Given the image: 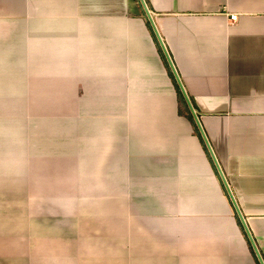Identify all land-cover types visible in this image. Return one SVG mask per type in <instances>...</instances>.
<instances>
[{
    "label": "crops",
    "instance_id": "crops-1",
    "mask_svg": "<svg viewBox=\"0 0 264 264\" xmlns=\"http://www.w3.org/2000/svg\"><path fill=\"white\" fill-rule=\"evenodd\" d=\"M0 264H264V0H0Z\"/></svg>",
    "mask_w": 264,
    "mask_h": 264
},
{
    "label": "trees",
    "instance_id": "trees-1",
    "mask_svg": "<svg viewBox=\"0 0 264 264\" xmlns=\"http://www.w3.org/2000/svg\"><path fill=\"white\" fill-rule=\"evenodd\" d=\"M159 55H160L162 62L164 63V65L166 67L168 76L170 77V79L174 85L175 91H176L177 112L179 115L184 116L186 119H188L190 121L194 134L198 137L200 142L203 144L201 133L198 132L195 120L193 118L194 117L193 113H192L193 110H191V108H189V105L185 99V96H184L183 92L181 91V89L179 88V85L177 84L176 79L173 75V71L171 70L168 63L166 62V59H165L164 54H163L161 49H159Z\"/></svg>",
    "mask_w": 264,
    "mask_h": 264
},
{
    "label": "rangeland",
    "instance_id": "rangeland-1",
    "mask_svg": "<svg viewBox=\"0 0 264 264\" xmlns=\"http://www.w3.org/2000/svg\"><path fill=\"white\" fill-rule=\"evenodd\" d=\"M169 67H170V65H169ZM172 71H173V75H174V77H175V79H176V82H177V84L179 85V88L181 89V91L183 92V88H182V86H181V81L178 79V76H176V74H175V72H174V70H173V68L171 69ZM198 125V124H197ZM24 200H26V199H24ZM23 202V201H22ZM30 208L29 207H27V209L26 210H24L25 212H30ZM23 216H25V215H23ZM14 217V216H13ZM11 222H13V221H11Z\"/></svg>",
    "mask_w": 264,
    "mask_h": 264
},
{
    "label": "built area",
    "instance_id": "built-area-1",
    "mask_svg": "<svg viewBox=\"0 0 264 264\" xmlns=\"http://www.w3.org/2000/svg\"><path fill=\"white\" fill-rule=\"evenodd\" d=\"M230 18L231 19H235V15H230Z\"/></svg>",
    "mask_w": 264,
    "mask_h": 264
}]
</instances>
